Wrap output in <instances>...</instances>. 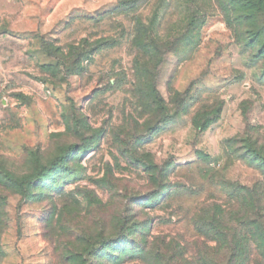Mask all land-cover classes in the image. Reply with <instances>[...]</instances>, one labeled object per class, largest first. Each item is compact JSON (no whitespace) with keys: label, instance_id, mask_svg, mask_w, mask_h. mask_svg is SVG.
I'll return each mask as SVG.
<instances>
[{"label":"rangeland","instance_id":"1","mask_svg":"<svg viewBox=\"0 0 264 264\" xmlns=\"http://www.w3.org/2000/svg\"><path fill=\"white\" fill-rule=\"evenodd\" d=\"M218 1L0 0V264H264V57Z\"/></svg>","mask_w":264,"mask_h":264},{"label":"trees","instance_id":"2","mask_svg":"<svg viewBox=\"0 0 264 264\" xmlns=\"http://www.w3.org/2000/svg\"><path fill=\"white\" fill-rule=\"evenodd\" d=\"M218 4L234 35L243 40H246L244 38L247 37V40L252 41L250 47H257L259 53L264 57V0H219ZM262 150L256 145V160L264 159ZM260 171L264 176V170L260 169ZM248 227L254 234L258 229H262L264 232V225L258 217L248 220ZM258 238L260 243L264 241L263 235H258ZM237 253L236 250L233 251L231 259H235ZM262 253L264 256V251ZM240 254L243 257L244 250Z\"/></svg>","mask_w":264,"mask_h":264}]
</instances>
